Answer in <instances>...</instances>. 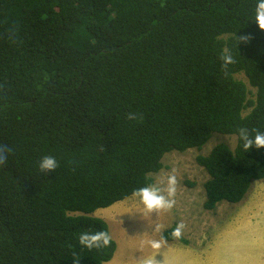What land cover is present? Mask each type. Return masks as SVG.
Masks as SVG:
<instances>
[{
  "label": "trees",
  "instance_id": "trees-1",
  "mask_svg": "<svg viewBox=\"0 0 264 264\" xmlns=\"http://www.w3.org/2000/svg\"><path fill=\"white\" fill-rule=\"evenodd\" d=\"M256 5L0 0V144L13 149L0 165V264H73L74 253L79 264L109 262L112 237L100 250L78 242L85 231L110 234L91 214L155 184L166 154L200 150L215 132L237 144L197 158L209 175L205 209L240 203L264 180V149L245 151L237 132H264ZM226 47L236 59L227 75ZM46 155L59 163L47 174ZM176 225L163 239L175 240Z\"/></svg>",
  "mask_w": 264,
  "mask_h": 264
},
{
  "label": "rangeland",
  "instance_id": "rangeland-1",
  "mask_svg": "<svg viewBox=\"0 0 264 264\" xmlns=\"http://www.w3.org/2000/svg\"><path fill=\"white\" fill-rule=\"evenodd\" d=\"M238 77L246 80L244 75ZM221 142L234 149L237 137L215 132L200 150H174L165 155L163 169L153 177L155 184L165 187L168 176L175 175L176 192L172 197L175 205L171 210L161 211L159 216L153 213L143 217L140 213L144 211L143 205L138 198L130 196L114 204L112 209L102 208L91 214L107 220L111 237L118 244L113 259L105 264H141L142 259L154 256L157 261H163L162 264H256L252 250L246 255L240 253V242L242 249L243 246L253 248L250 242L254 240V231L258 244L257 247L254 244V249L257 254L261 253L264 261V229L260 228L262 218L259 213L264 208V191L257 186L264 184V180L253 181L250 189L254 190H249L240 203L222 202L214 210L204 207V185L209 175L198 164L197 158L207 155ZM111 216L114 217L109 219ZM180 222L185 224L181 238L188 243L182 239H163L159 253L148 245L149 240L161 239L165 230ZM155 224L162 226L159 232H154ZM240 259L245 261L240 263Z\"/></svg>",
  "mask_w": 264,
  "mask_h": 264
},
{
  "label": "clouds",
  "instance_id": "clouds-1",
  "mask_svg": "<svg viewBox=\"0 0 264 264\" xmlns=\"http://www.w3.org/2000/svg\"><path fill=\"white\" fill-rule=\"evenodd\" d=\"M255 23L259 25L261 30H264V0H257L255 9ZM245 42L249 40V37H242ZM225 71V75L228 74V68L230 65L236 63V59L232 52L226 47L220 57ZM129 120H137L140 117L139 113H128ZM239 140L242 142V147L245 151L252 150L253 148L259 150L264 149V132L257 129L249 130L246 127H241L237 130ZM13 152L9 146L0 144V165H4L9 155ZM59 167V163L54 156L46 155L39 161V170L42 173L54 172ZM177 179L175 175H169L166 181V186L161 187L157 184H149L144 187L133 190L132 197L138 198L139 202L143 205V217L145 214L159 213L161 211L171 210L175 205V200L172 198L176 192ZM128 199V198H127ZM126 200V199H125ZM124 201V200H123ZM121 202V201H119ZM116 204V203H115ZM113 206V205H112ZM151 226V224L149 225ZM161 225L155 224L154 232L161 230ZM185 224L180 222L172 230L171 236L175 239H180L183 235ZM111 235L107 231H96V232H82L78 236L79 244L88 250H100L107 248L111 244ZM163 237L159 240H149L147 243L153 249L159 253L163 248ZM156 256L146 257L142 259L141 264H162L161 261H157ZM73 264H79L80 259L74 253L72 257Z\"/></svg>",
  "mask_w": 264,
  "mask_h": 264
},
{
  "label": "crops",
  "instance_id": "crops-1",
  "mask_svg": "<svg viewBox=\"0 0 264 264\" xmlns=\"http://www.w3.org/2000/svg\"><path fill=\"white\" fill-rule=\"evenodd\" d=\"M258 186V188H259V190L260 191H264V184H259V185H257ZM254 189H250V191L252 192ZM262 203H263V205H264V200L262 201ZM113 207L111 206V207H109V209H112ZM106 209V208H105ZM108 209V210H109ZM98 211V210H97ZM259 213H261V218H262V220H261V223H260V228L261 229H264V208L263 209H261L260 211H259ZM114 216H111V217H108L109 219H112ZM258 228V227H257ZM257 228H254V230H257ZM254 233V240H253V242H250L251 244H252V246H253V248L252 249H250V248H245L244 246H243V249H242V243L240 242V246H241V250H240V253L241 254H243V255H246V254H249L250 252H249V250H252V252H254V254H253V261L255 260V261H257V263L256 264H264V261L262 260V257H260V254L261 253H256V251H255V249H254V244H255V246L257 247L258 246V244H256V242H255V239H256V231H254L253 232ZM251 237V236H250ZM194 253H195V256L197 255V252L196 251H194ZM245 261V259H240V263L241 262H244Z\"/></svg>",
  "mask_w": 264,
  "mask_h": 264
}]
</instances>
